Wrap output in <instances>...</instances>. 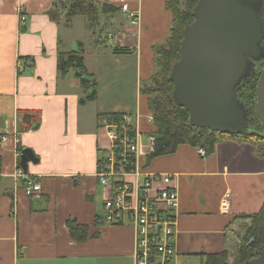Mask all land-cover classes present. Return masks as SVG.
I'll use <instances>...</instances> for the list:
<instances>
[{
	"label": "crops",
	"instance_id": "obj_1",
	"mask_svg": "<svg viewBox=\"0 0 264 264\" xmlns=\"http://www.w3.org/2000/svg\"><path fill=\"white\" fill-rule=\"evenodd\" d=\"M54 2L0 0V138H7L0 144V264H132L133 228L94 225L98 162L110 149L100 116L139 113L140 131L149 133L142 88L152 63L146 56L156 39L167 37L170 16L164 0H96L116 9L101 24L115 25V17L121 16L115 33L107 31L102 39L86 17L51 22L47 13ZM122 5L140 13V26L128 22ZM77 19L89 37L87 45L82 38L72 40ZM106 43L110 47L104 49ZM78 50L83 52L87 86L96 85L95 99L83 103L91 89L81 85L73 70L62 75L57 69L59 53ZM100 54L116 63L134 58L132 101H125L117 88L103 97L115 83L112 79L103 85L96 79V69L108 70L106 61L96 59ZM24 149L36 160L27 164L26 174L20 166ZM18 171L40 184L38 198L25 195L26 179L17 177ZM145 172L171 177L178 195L172 264H202V257L223 252L229 256L237 232L246 233L264 203V159L247 143L222 140L204 158L197 148L180 146L174 154L152 160ZM225 193L230 195L226 213L220 210ZM69 221L88 228L85 241L72 240Z\"/></svg>",
	"mask_w": 264,
	"mask_h": 264
},
{
	"label": "water",
	"instance_id": "obj_2",
	"mask_svg": "<svg viewBox=\"0 0 264 264\" xmlns=\"http://www.w3.org/2000/svg\"><path fill=\"white\" fill-rule=\"evenodd\" d=\"M263 0H199L193 22L183 31L178 60L169 81L173 104L188 114V126L210 133L241 136L250 129V107L237 97L256 62L264 59ZM254 111L264 122V66L259 75ZM36 162L24 149L20 166ZM243 264H264V246L258 258Z\"/></svg>",
	"mask_w": 264,
	"mask_h": 264
},
{
	"label": "trees",
	"instance_id": "obj_3",
	"mask_svg": "<svg viewBox=\"0 0 264 264\" xmlns=\"http://www.w3.org/2000/svg\"><path fill=\"white\" fill-rule=\"evenodd\" d=\"M179 1H165L166 9L170 12L172 18L170 37L165 48L159 46L155 51L158 72L152 78H157V83H154L156 86L153 89L142 88V94L147 97V108L153 116L149 133L156 139L153 151L147 156L148 163L155 158L174 154L180 146L202 149L205 151L206 156H209L213 153L214 146L217 143L228 139L238 143L250 144L254 147L256 156L264 159V137L249 134L241 136L221 135L210 133L208 130L190 128L188 126L187 112L173 104L171 99L173 87L169 81V74L173 64L179 58L178 49L183 31L193 22V9L199 0H185L183 9L179 8ZM115 12L116 9L109 5H104L99 8L96 0H55L47 16L55 24L61 18H64L67 24L73 17L83 16L94 27L97 24L99 16L104 13L112 14ZM263 66L264 59L256 62L255 70L251 78L241 83L237 90L238 99L245 106L250 107V129L261 136H264V122L255 114L254 102L255 89ZM57 69L62 75L73 70L75 77L80 81L81 85L86 89H91V92L81 101L82 103L95 99L96 85L93 83L91 86H87L88 77L86 76L83 52L81 50L65 54L59 53L57 56ZM158 79H161V81H158ZM122 114L102 115L100 119L116 120ZM100 160L98 165L100 164ZM97 171H99V167H97ZM101 224H104L103 218L97 215L94 220V225L99 227ZM67 226L72 240L77 242L86 240L88 235L87 227L76 225L71 221L67 223ZM98 234L97 232L92 238H95ZM263 246L264 203L259 212L251 218V225L246 231L244 246L239 248L234 264H243L245 261L256 259ZM202 259V264H227V254L225 252L204 256Z\"/></svg>",
	"mask_w": 264,
	"mask_h": 264
},
{
	"label": "built area",
	"instance_id": "obj_4",
	"mask_svg": "<svg viewBox=\"0 0 264 264\" xmlns=\"http://www.w3.org/2000/svg\"><path fill=\"white\" fill-rule=\"evenodd\" d=\"M135 25L139 21L138 12L126 5L120 7ZM21 21H24L22 18ZM23 71V64L17 63V72ZM141 116L122 114L116 120L101 119L100 126L106 131L110 149L100 160L96 177L101 187L110 192L102 204L104 224L108 226H131L134 230V250L132 264H172L176 255L175 225L178 209V195L171 186L167 175L148 174L141 170V159L147 157L154 148L155 137L140 131ZM152 125V117L146 118ZM145 135V137H143ZM0 138V144L6 141ZM201 158L206 157L198 149ZM19 178L25 177L24 193L27 197L38 198L41 186L34 179H28L21 171ZM155 185H160L154 188ZM229 193L220 201V210H229Z\"/></svg>",
	"mask_w": 264,
	"mask_h": 264
},
{
	"label": "rangeland",
	"instance_id": "obj_5",
	"mask_svg": "<svg viewBox=\"0 0 264 264\" xmlns=\"http://www.w3.org/2000/svg\"><path fill=\"white\" fill-rule=\"evenodd\" d=\"M165 1L166 0H164V8H165V11L170 16L169 31H168V34H167L166 38H164V35H163V37L160 36L161 39L159 37H158L159 39H156L157 42L155 43V46L152 47L151 51L147 50L148 52H147L146 58H148V60L152 63V72H151L152 74H150V79L147 80V82L144 84V87L147 88V89H153L156 86V85H154V83L157 81V78H152L158 72V67L156 65V53H155L156 48L159 47V46L165 48L167 46L166 44L168 43V39L170 37V31H171V28H172L171 14L166 9ZM179 6H180L179 7L180 9H183L184 6H185V0H180L179 1ZM98 7L101 8V6H99V5H98ZM119 17H121V16L119 15V16L115 17L116 18L115 25L111 24V26L108 27V25L106 23L101 24V21L104 22L105 19H106V16H105V13H104L101 16L98 17L97 24H95L94 29H91V31L92 32L95 31L97 36L100 35L101 38L104 39L105 36H106V32L107 31L115 33L114 30H117V28L115 26H118L117 25V18L120 20ZM127 20L128 19L124 17L122 19V22L125 23ZM140 20H141V17H140V13H139V21H138V23H136L133 26L134 27L140 26V22H141ZM80 21H81V19H77L73 23V29H72L73 32H72L71 37H72V40H74V39L78 40V38H82V41L85 42L84 45H87L88 43L86 41L89 39V37L88 36L86 37V35H85L86 33L82 29V24H81L82 22H80ZM128 22L131 23L130 20H128ZM106 27H108V28L105 29ZM63 33H64V31H63ZM158 40H160L159 44H157ZM150 42H152V38L150 39ZM103 47H104V49L105 48H109L110 47L109 43L108 44L106 43ZM102 55L103 54H100V56L97 55L96 59L98 61L99 60L106 61L108 70H103L102 72L97 73V69H96V75H95L96 79L98 80L99 83H102L103 85L105 84V82H110L112 79H114V83H115V84L111 83V84L108 85L109 89L105 90L104 92H102V94L104 95L103 97L104 98L108 97L109 96V92H112L114 88H117V89L120 90V92L122 91V97H123V99L125 101H132V98L130 97L131 93L129 91V88L131 86L130 84L133 83V79H135L134 70H133L134 58L131 59V58L127 57L126 59H128V60H126L124 58L123 59L121 58L120 59V63H116L117 61H115V58H111V60H110L109 56L107 54L106 59L104 60L103 59L104 56H102ZM94 57H95V52H94ZM158 81H161V79L160 80L158 79ZM111 85H112V87H110ZM118 95L119 94H113L114 97H118ZM104 98H103V100H104ZM145 98H146V105H147V97L145 96ZM148 114L153 118L152 113H151V111L149 109H148ZM147 125L149 126V124H147ZM143 137H145V135H143ZM148 166H149V163H148L147 157H143L141 159V170L142 171H146ZM99 191L100 192L98 194V200H97V204H98L97 213H98V216H101V214H102V211H101L102 204H103V202L105 200H107L109 198V193H108V189L107 188H103L101 186H99ZM245 235H246L245 229L240 230V231L237 232V238L234 241L233 248L229 251V256H228V253H227V264H234L239 248L244 246ZM250 242H251V240H250Z\"/></svg>",
	"mask_w": 264,
	"mask_h": 264
},
{
	"label": "flooded vegetation",
	"instance_id": "obj_6",
	"mask_svg": "<svg viewBox=\"0 0 264 264\" xmlns=\"http://www.w3.org/2000/svg\"><path fill=\"white\" fill-rule=\"evenodd\" d=\"M264 5V4H263ZM263 13H264V8H263ZM263 23H264V21H263ZM263 46H264V40H263ZM260 253V252H259ZM258 258V257H257Z\"/></svg>",
	"mask_w": 264,
	"mask_h": 264
}]
</instances>
